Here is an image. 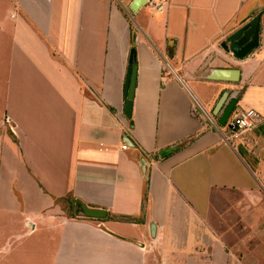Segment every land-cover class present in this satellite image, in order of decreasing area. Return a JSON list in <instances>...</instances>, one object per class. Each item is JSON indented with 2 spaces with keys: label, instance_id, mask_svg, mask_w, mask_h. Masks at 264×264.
Listing matches in <instances>:
<instances>
[{
  "label": "crops",
  "instance_id": "0c3cea01",
  "mask_svg": "<svg viewBox=\"0 0 264 264\" xmlns=\"http://www.w3.org/2000/svg\"><path fill=\"white\" fill-rule=\"evenodd\" d=\"M133 1L0 0V264H264V0ZM233 101L261 119L233 142L192 115Z\"/></svg>",
  "mask_w": 264,
  "mask_h": 264
},
{
  "label": "water",
  "instance_id": "95a60500",
  "mask_svg": "<svg viewBox=\"0 0 264 264\" xmlns=\"http://www.w3.org/2000/svg\"><path fill=\"white\" fill-rule=\"evenodd\" d=\"M148 0H134L129 9L132 13H136L138 9L145 5ZM221 48L231 54L234 58L242 60L246 58L258 46V17L246 25L240 26L232 30L222 41ZM137 64L135 60V49L130 52L129 67L126 76L125 84V100H124V115L131 117L132 104L136 88ZM236 101L231 103L225 113L222 115L218 125L224 127L234 109ZM80 210L83 216L87 218L103 219L106 217V212L102 209H91L83 204H80ZM154 229V226H152ZM154 236V233H152Z\"/></svg>",
  "mask_w": 264,
  "mask_h": 264
},
{
  "label": "built area",
  "instance_id": "2783aa9c",
  "mask_svg": "<svg viewBox=\"0 0 264 264\" xmlns=\"http://www.w3.org/2000/svg\"><path fill=\"white\" fill-rule=\"evenodd\" d=\"M156 9H160L161 6L154 4ZM192 115H201L205 116L209 123L213 126V128L218 131L225 142H233L242 136L253 131L256 126L261 122L260 117L252 112L246 111L243 109H235L229 120L227 121L224 129L226 131H222V127H219L216 123H214L201 109V107L195 102L192 106ZM123 150L127 148L126 144H123L121 147Z\"/></svg>",
  "mask_w": 264,
  "mask_h": 264
},
{
  "label": "rangeland",
  "instance_id": "374dc122",
  "mask_svg": "<svg viewBox=\"0 0 264 264\" xmlns=\"http://www.w3.org/2000/svg\"><path fill=\"white\" fill-rule=\"evenodd\" d=\"M0 91H1V85H0ZM3 116V107L1 104V96H0V118ZM260 194L264 195V182L259 187ZM23 227V222L21 220V217H14L11 221H7V216H4L2 212H0V230L4 233L6 230L4 229H19ZM10 231V230H9Z\"/></svg>",
  "mask_w": 264,
  "mask_h": 264
},
{
  "label": "trees",
  "instance_id": "16d2710c",
  "mask_svg": "<svg viewBox=\"0 0 264 264\" xmlns=\"http://www.w3.org/2000/svg\"><path fill=\"white\" fill-rule=\"evenodd\" d=\"M257 127V126H256Z\"/></svg>",
  "mask_w": 264,
  "mask_h": 264
}]
</instances>
